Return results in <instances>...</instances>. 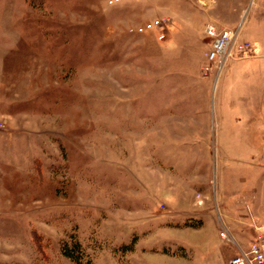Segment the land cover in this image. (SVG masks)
I'll list each match as a JSON object with an SVG mask.
<instances>
[{"label":"rangeland","instance_id":"1","mask_svg":"<svg viewBox=\"0 0 264 264\" xmlns=\"http://www.w3.org/2000/svg\"><path fill=\"white\" fill-rule=\"evenodd\" d=\"M208 22L250 49L207 73ZM263 226L264 0H0V264H74L72 234L230 264Z\"/></svg>","mask_w":264,"mask_h":264},{"label":"built area","instance_id":"2","mask_svg":"<svg viewBox=\"0 0 264 264\" xmlns=\"http://www.w3.org/2000/svg\"><path fill=\"white\" fill-rule=\"evenodd\" d=\"M124 0H108L110 4H117ZM162 24L160 18L151 20L139 27V31L155 29ZM241 24L235 28L219 27L213 22L205 25V33L211 39V47L206 54L207 64L204 66L205 72H210L212 68L220 70L229 55L244 54L250 49V44L246 41L239 43ZM164 35V34H163ZM235 51V52H234ZM221 236L230 239V233L226 229L221 230ZM230 264H264V226L263 235L259 240L253 241L248 248H240L230 259Z\"/></svg>","mask_w":264,"mask_h":264},{"label":"trees","instance_id":"3","mask_svg":"<svg viewBox=\"0 0 264 264\" xmlns=\"http://www.w3.org/2000/svg\"><path fill=\"white\" fill-rule=\"evenodd\" d=\"M62 252L71 258L74 264H93L92 258L86 253L82 243L75 235H70L62 243Z\"/></svg>","mask_w":264,"mask_h":264}]
</instances>
